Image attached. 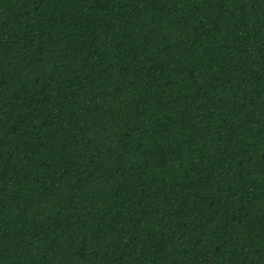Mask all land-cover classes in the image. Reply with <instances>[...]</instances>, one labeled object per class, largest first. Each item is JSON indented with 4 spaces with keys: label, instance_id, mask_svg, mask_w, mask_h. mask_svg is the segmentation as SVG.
I'll return each instance as SVG.
<instances>
[{
    "label": "trees",
    "instance_id": "1",
    "mask_svg": "<svg viewBox=\"0 0 264 264\" xmlns=\"http://www.w3.org/2000/svg\"><path fill=\"white\" fill-rule=\"evenodd\" d=\"M0 264H264V0H0Z\"/></svg>",
    "mask_w": 264,
    "mask_h": 264
}]
</instances>
